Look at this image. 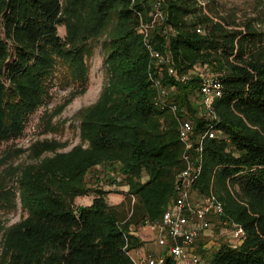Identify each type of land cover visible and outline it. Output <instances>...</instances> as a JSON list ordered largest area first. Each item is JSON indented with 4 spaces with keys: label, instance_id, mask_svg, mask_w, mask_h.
<instances>
[{
    "label": "trees",
    "instance_id": "16d2710c",
    "mask_svg": "<svg viewBox=\"0 0 264 264\" xmlns=\"http://www.w3.org/2000/svg\"><path fill=\"white\" fill-rule=\"evenodd\" d=\"M160 1L164 18L152 21V0H0V141L21 134L49 95L58 63L80 90L86 86L91 40L104 33L106 72L97 99L78 112L80 141L25 166L19 176L27 215L8 230L0 264H134L129 251L140 240L129 225L161 217L182 166L175 115L153 102L149 73L159 71L137 31L141 20L152 22L153 46L168 52L179 72L204 63L222 81L213 101L221 132L204 140L193 189L214 192L223 203L217 217L239 223L244 235L235 246L220 243L208 264H264V54L254 46L258 32L248 24L228 28L196 0ZM161 77L173 85L168 100L203 129L200 76L180 81L163 70ZM38 144L37 153L56 147ZM97 164L128 184L120 202H108L102 186L87 185L86 174ZM91 191L90 203L74 204Z\"/></svg>",
    "mask_w": 264,
    "mask_h": 264
},
{
    "label": "rangeland",
    "instance_id": "374dc122",
    "mask_svg": "<svg viewBox=\"0 0 264 264\" xmlns=\"http://www.w3.org/2000/svg\"><path fill=\"white\" fill-rule=\"evenodd\" d=\"M196 1L202 6L203 12L213 17L214 20L227 22L225 25L228 28L244 29L246 24L250 25L251 29L258 32L257 41L254 42L255 49L264 54V0ZM187 17L189 18L190 15ZM201 26L205 31L206 27ZM58 32L61 35L65 34L64 25L58 26ZM139 33L141 34V32ZM141 36L143 40V35L141 34ZM104 38L105 33L99 38L91 40L93 51L86 56L88 76L86 86L84 85L82 90H80L81 86L77 85L76 80H72L66 75L68 71L65 66L58 63L49 78V95L29 115L21 134L0 141V259L4 251L3 244L8 230L14 223L27 215L26 209L22 206L18 184V178L24 167L29 164H38L44 156L68 151L80 141L78 112L97 99L106 79L105 49L102 44ZM199 64L205 65L204 63ZM202 69L205 72H210L206 70L207 68ZM210 74L212 73L210 72ZM200 110L202 111L201 107ZM43 141L55 143L56 147L37 153L40 146L38 142ZM105 168L100 170L96 178L102 182H100L101 186L106 185L108 187L113 176L108 174L109 166H105ZM117 176L120 178L119 175ZM146 178L147 175L143 173L141 179L145 180ZM117 182L121 185L125 184L124 189L126 191L128 184L125 183L124 178L121 177ZM229 188L236 195L238 194L236 185H230ZM197 194V191H194V195ZM80 203H86V200H80L76 197L74 204ZM209 218L212 222L211 232L202 239L203 242L207 241L209 244L205 249L200 247V250L199 246L202 243L197 245L202 264H208L211 254L215 251V246H219L220 243L239 242V239L233 234L232 223L221 221L215 214H210ZM160 220L161 217L156 222Z\"/></svg>",
    "mask_w": 264,
    "mask_h": 264
},
{
    "label": "built area",
    "instance_id": "2783aa9c",
    "mask_svg": "<svg viewBox=\"0 0 264 264\" xmlns=\"http://www.w3.org/2000/svg\"><path fill=\"white\" fill-rule=\"evenodd\" d=\"M151 16L152 21L155 18H164L160 0L153 1ZM151 23L141 20L137 31L143 35L151 62L159 71L158 75L149 73L154 88L153 102L161 108L167 107L175 115L177 134L182 145L180 156L182 166L175 174L174 193L166 203L161 220L150 222L152 226L158 225L162 231L157 241L163 245L164 251L158 255H147L139 258V260H132L134 264H202L201 256L195 251L193 245L200 231L212 226L209 215H219L223 211V204L211 191L194 195L193 184L202 169L205 138L216 137L221 132L215 126L213 101L222 93V81L217 75L203 71L202 68L205 65L199 63H194L190 68L179 72L171 59V55L162 53L153 46L149 37ZM196 30L203 32L204 28L197 25ZM163 70L180 81H184L192 74L200 76L201 86L197 100L203 115L207 118L203 129L196 130L193 119L184 113V107L179 113L178 104L168 100V94L173 89V85L163 82L161 77ZM110 174L113 179L109 186L115 188L118 186L119 177L114 171H111ZM231 223L233 224V234L241 242L244 235L243 227L239 223ZM238 243L230 244L235 246Z\"/></svg>",
    "mask_w": 264,
    "mask_h": 264
},
{
    "label": "crops",
    "instance_id": "0c3cea01",
    "mask_svg": "<svg viewBox=\"0 0 264 264\" xmlns=\"http://www.w3.org/2000/svg\"><path fill=\"white\" fill-rule=\"evenodd\" d=\"M105 168L104 165H95L91 170H89L86 174V182L87 185L90 187H97V186H101L100 185V180H98L96 178V176L99 175L100 170ZM102 183V182H101ZM125 184L121 185L118 184V186H116L115 188H111L109 185L108 187L106 185H102V188L109 190L106 194L105 197L107 199L108 202L110 203H118L121 200H123L124 198V193L123 191H125ZM78 199H84L86 200V203L84 204H88L91 202L92 198L94 197V192H89L87 194L84 195H79L76 196ZM75 197V198H76ZM211 227L206 228L202 231H200L198 237H197V242L195 241L193 247L195 249V251L198 253V251L201 249H205V247L208 246L209 243L203 242L202 239H204V237L206 235H208L211 232ZM129 232L134 234L135 236H137L139 238V244L136 247H133V249H131L129 251V254L131 256V258L133 260H139V258L147 256V255H158L160 253H162L164 251V247L163 245L158 243V237L162 234V231L160 229V227L157 226H152L150 224V222H146L143 224H130L129 225ZM209 242V241H208ZM199 243H202L200 246L198 245ZM199 246V250H198V246ZM218 246H215V250L217 249Z\"/></svg>",
    "mask_w": 264,
    "mask_h": 264
}]
</instances>
